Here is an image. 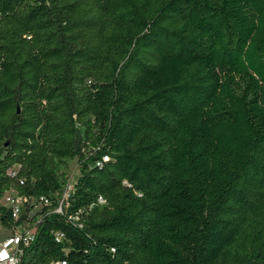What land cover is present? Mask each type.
<instances>
[{
    "label": "trees",
    "instance_id": "1",
    "mask_svg": "<svg viewBox=\"0 0 264 264\" xmlns=\"http://www.w3.org/2000/svg\"><path fill=\"white\" fill-rule=\"evenodd\" d=\"M11 187L19 264H264V0H0Z\"/></svg>",
    "mask_w": 264,
    "mask_h": 264
},
{
    "label": "built area",
    "instance_id": "2",
    "mask_svg": "<svg viewBox=\"0 0 264 264\" xmlns=\"http://www.w3.org/2000/svg\"><path fill=\"white\" fill-rule=\"evenodd\" d=\"M73 189L74 186L67 184L66 190L60 201V207L56 212H62V207L66 205L67 199ZM6 202L7 204L4 206L11 212L14 227L11 229L6 228L10 231V235L3 241L0 240V264H19L24 249L29 247L35 241L38 231L37 223H31L27 220L21 221L23 210L26 206H30L33 210H38V205H42V209L45 207L47 208L49 207L50 202L49 200L44 199L43 201L29 199L20 194L19 191L16 197H7ZM40 221L41 220L39 219V222Z\"/></svg>",
    "mask_w": 264,
    "mask_h": 264
},
{
    "label": "rangeland",
    "instance_id": "3",
    "mask_svg": "<svg viewBox=\"0 0 264 264\" xmlns=\"http://www.w3.org/2000/svg\"><path fill=\"white\" fill-rule=\"evenodd\" d=\"M62 175L64 176V179L67 181V184L74 186L80 177V167L78 160H73L68 163V168L67 169H62L61 170ZM18 195V191L11 187L5 194L4 198L0 201V205L6 206V198L11 196V197H16ZM48 208V207H47ZM37 209L40 210L42 209V205H38ZM10 235V231L4 227L0 221V240L6 239Z\"/></svg>",
    "mask_w": 264,
    "mask_h": 264
}]
</instances>
